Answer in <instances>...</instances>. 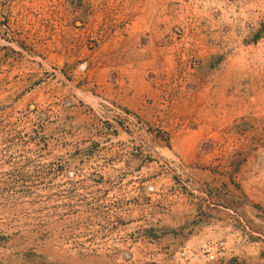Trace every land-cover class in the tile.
I'll return each instance as SVG.
<instances>
[{"label": "rangeland", "instance_id": "obj_1", "mask_svg": "<svg viewBox=\"0 0 264 264\" xmlns=\"http://www.w3.org/2000/svg\"><path fill=\"white\" fill-rule=\"evenodd\" d=\"M170 3L0 0V264H264V0Z\"/></svg>", "mask_w": 264, "mask_h": 264}, {"label": "crops", "instance_id": "obj_2", "mask_svg": "<svg viewBox=\"0 0 264 264\" xmlns=\"http://www.w3.org/2000/svg\"><path fill=\"white\" fill-rule=\"evenodd\" d=\"M173 1H186V0H132L131 7L134 8L135 10L140 11V13L139 14L136 13L135 16L137 18H138V16H140V17L144 16V18H146V23L149 25V27H151L154 25L155 21L158 22V20H160V22H163V20L166 18V16L169 15V13H170L169 11H175L176 10V6L174 4L172 5V7L170 6V4H171L170 2H173ZM168 25H165L166 31L169 29ZM126 44H128V43H126ZM134 47H136V44L134 45ZM151 54L155 55L156 53L155 54L151 53ZM155 58L156 57H154V60H153V58L150 60L148 58V56L147 57H144V56L131 57V58H129L127 63L130 65L140 64V66L150 65L154 68L156 65H159L158 59H155ZM123 63L126 64V61ZM231 64H232V61L227 65V67L224 71L212 73L213 77H215V81L217 82V86H218L217 90L212 94V96H211L212 98L218 99L220 96V99H222L221 93H223V91H222V90H224L223 88H225V86L228 84V82L234 81L232 76L231 77H225V74H224L226 71L229 70V67ZM208 70H209V68L206 67L203 70V74H205L206 71H208ZM222 76H224V78H222ZM200 80H201V78H200ZM137 91L141 92V88L139 87L137 89ZM206 91L208 92V90H206ZM140 100H141V98L136 99V96H135L130 101L127 100L126 103H130L132 106H134L135 103L138 104L139 102H141Z\"/></svg>", "mask_w": 264, "mask_h": 264}, {"label": "bare ground", "instance_id": "obj_3", "mask_svg": "<svg viewBox=\"0 0 264 264\" xmlns=\"http://www.w3.org/2000/svg\"><path fill=\"white\" fill-rule=\"evenodd\" d=\"M231 70V69H230ZM234 75V74H233ZM224 85V84H223Z\"/></svg>", "mask_w": 264, "mask_h": 264}]
</instances>
